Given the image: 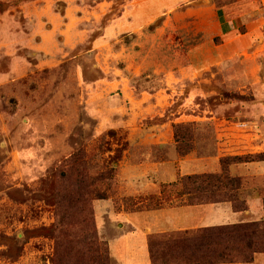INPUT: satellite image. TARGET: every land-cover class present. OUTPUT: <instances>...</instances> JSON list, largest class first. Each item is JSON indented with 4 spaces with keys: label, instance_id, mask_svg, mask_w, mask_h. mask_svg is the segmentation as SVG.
<instances>
[{
    "label": "rangeland",
    "instance_id": "obj_1",
    "mask_svg": "<svg viewBox=\"0 0 264 264\" xmlns=\"http://www.w3.org/2000/svg\"><path fill=\"white\" fill-rule=\"evenodd\" d=\"M221 22H236L225 48L236 43L237 49L196 68L188 58L194 46L223 51ZM255 75L264 79V0H0V264H54L56 198L76 152L97 172L115 166L111 155L126 146L119 180L132 162L186 169L173 124L188 122L195 123L189 154L207 161L195 171L219 172L218 148L226 156L249 151L243 137L218 140L208 118L244 112L241 102L257 99L243 89ZM245 165L231 166L245 179L242 196L254 188L252 195L264 198V176ZM121 186L93 201L104 240L107 200L114 211L170 203L159 187L135 198ZM252 213L251 220L261 219L258 207ZM127 236L135 237L112 242L114 256L144 258L139 238L128 255ZM239 264H264V253Z\"/></svg>",
    "mask_w": 264,
    "mask_h": 264
},
{
    "label": "trees",
    "instance_id": "obj_2",
    "mask_svg": "<svg viewBox=\"0 0 264 264\" xmlns=\"http://www.w3.org/2000/svg\"><path fill=\"white\" fill-rule=\"evenodd\" d=\"M194 125L173 124L177 151L182 156L195 149ZM125 149L117 148L111 155L115 166L97 172L86 167L82 153L70 158L63 171L68 183L61 185L56 198L54 264H114L108 240L98 233L93 201L110 198L118 186V162ZM253 161H264V152L224 156L219 172L186 174L172 182H161L160 194L165 202L183 199L190 206L228 202L235 212H244L249 205L241 192L243 179L231 173V166ZM101 182L103 188L97 186ZM171 188L173 193L168 191ZM148 246L152 264L252 263L257 254L264 253V214L260 220L154 232L149 235Z\"/></svg>",
    "mask_w": 264,
    "mask_h": 264
},
{
    "label": "crops",
    "instance_id": "obj_3",
    "mask_svg": "<svg viewBox=\"0 0 264 264\" xmlns=\"http://www.w3.org/2000/svg\"><path fill=\"white\" fill-rule=\"evenodd\" d=\"M235 30L236 22H221V24H219V32L220 46L224 47L223 51L218 50L217 55L206 54V52L203 51L205 50L202 46L203 44H198L190 50L188 58L196 59V68H200L202 65L207 66L209 63L215 62L220 58L224 59L228 56L230 57L228 54L235 51L237 45L236 43H232L227 48H225V45L227 44L229 34L234 33ZM244 87L251 89L254 97L257 98L250 104L247 102H241L242 104L240 105L244 106L240 108H245L244 112L236 111V115L229 117L212 114L208 118V120L214 121L218 126L216 134L218 140L223 138L232 139L243 137V139L248 141V145H250L249 151H238L230 155L264 152V79L262 80L258 75H255V80L252 82V85L243 86V89H245ZM243 118H246V120ZM200 119H205V117ZM227 125L230 127L228 132ZM223 149L224 148H218L217 157L214 161H218L217 158L220 159L222 156H226L227 153H225V149ZM204 159L205 158L203 157L196 158L194 153L184 156L180 161L185 163L187 168L181 170H177L175 165L160 161L132 162L124 167L122 166L120 176L121 187L124 185V187L131 188L123 195L135 198L141 196V193L149 195L150 193H148V191H155L161 182L174 181L177 179L178 175L206 173L205 171L194 170L197 165H205L207 161H204ZM244 167L250 170L252 175L264 176V161L246 163ZM215 171L220 170L215 169ZM153 178H156V181H154ZM244 184L245 179H243L242 194L245 189ZM253 190L254 188L249 190L250 192L244 196L249 205L248 210L244 212H235L231 203L228 202L190 206L184 204L183 199H174L170 201L168 205L157 208L146 207L145 209L127 210L125 207H122V209L114 211L109 205L111 204V199H109L107 200L108 206L105 208V213L103 212L102 215L104 219L103 227L106 230L108 229L109 235L107 240L110 244L112 257L118 264H152L149 256L148 238L149 235L154 232L161 233L174 230L196 229L202 226L252 221L251 216L253 214V206L258 207L260 211H262L261 216L263 217V198L260 196H253ZM255 192L257 191L255 190ZM252 196L254 198H252ZM133 215L135 217H133ZM142 220H144L145 223L143 228L141 225ZM113 231L116 233L113 234ZM124 235H135V237L127 236L129 238H126L128 255H133L129 250V246L135 243L136 246L138 242L137 239L139 238L144 245L141 246L144 248V258H129L127 261H124L123 259H118L114 256L111 244L113 241L118 240V238L120 239V237H123Z\"/></svg>",
    "mask_w": 264,
    "mask_h": 264
}]
</instances>
